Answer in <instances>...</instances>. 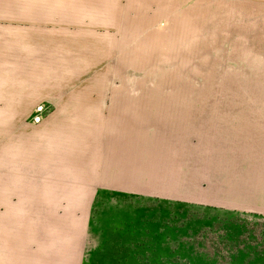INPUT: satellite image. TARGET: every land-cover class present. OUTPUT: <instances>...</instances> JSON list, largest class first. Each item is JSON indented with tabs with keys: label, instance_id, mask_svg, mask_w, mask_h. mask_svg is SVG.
<instances>
[{
	"label": "rangeland",
	"instance_id": "374dc122",
	"mask_svg": "<svg viewBox=\"0 0 264 264\" xmlns=\"http://www.w3.org/2000/svg\"><path fill=\"white\" fill-rule=\"evenodd\" d=\"M119 2L118 30L98 31L104 38L109 32L117 33L114 63L119 54L127 65L109 68L111 52L104 50V58L87 52L86 75L105 77L116 72L128 82L134 79L123 92L161 97L166 103L163 108L174 111V120L191 125L198 143H264V0ZM19 4L8 0L3 5L8 14L0 17V64L8 66L17 58L11 47L6 49L4 33L13 34L16 26L28 27L30 20V15L22 14L14 19L16 10L29 13L26 5L30 3ZM127 11L131 12L127 15ZM104 38L97 40L106 49ZM92 64H96L93 69ZM13 71L0 67L3 76ZM19 104L24 111L34 112L0 114V130L18 125L14 130L25 135L44 122L46 117L37 114L31 101ZM1 107L0 99V113L4 112ZM14 130L9 133L12 137ZM259 191L262 201L240 206L98 188L86 212L77 211L75 205L62 207L57 198L47 207L37 198L26 197L13 203L18 208L15 215L4 209L6 197L0 195V241L8 247L22 238L20 253L7 255L5 264H29V260L68 264L43 259L40 255L47 254L29 243L45 225L43 234L49 235L42 240L49 244L50 226H55L56 235L61 234L58 226L66 218L76 222L78 235L83 236L86 228L82 264H264V187Z\"/></svg>",
	"mask_w": 264,
	"mask_h": 264
},
{
	"label": "crops",
	"instance_id": "0c3cea01",
	"mask_svg": "<svg viewBox=\"0 0 264 264\" xmlns=\"http://www.w3.org/2000/svg\"><path fill=\"white\" fill-rule=\"evenodd\" d=\"M13 2L31 4L26 5L29 13L14 12L15 20L24 15H30V20H26L28 27L16 26L13 34L4 33L6 49L11 47L17 61L11 66L0 64L14 68V74L0 75L4 110L0 114H32L19 108V102L26 100L46 118L25 135L14 130L18 125L0 130V195L6 197L2 199L5 210L15 215L18 208L13 203L30 197L47 207L57 198L62 207L75 205L77 211L86 212L98 188L226 205L248 206L261 200L264 143H198L191 125L174 120V111L163 108L166 103L161 97L123 92L134 79L128 82L116 72L105 77L86 75L87 52L100 58L111 52L109 68L127 65L119 54L114 63L117 33L109 32L104 38L98 31L118 30L119 0ZM7 3L0 0V17L6 18L3 5ZM101 37L108 48L97 40ZM29 168L32 172H25ZM73 179L85 182H70ZM85 221L84 228L86 217ZM75 224L64 219L57 235L55 226H50L49 244L42 240L49 235L43 234L44 225L29 243L47 254L40 255L43 259L82 264L86 228L83 236L78 235ZM20 240L8 247L0 241L1 264L7 255L20 253Z\"/></svg>",
	"mask_w": 264,
	"mask_h": 264
}]
</instances>
